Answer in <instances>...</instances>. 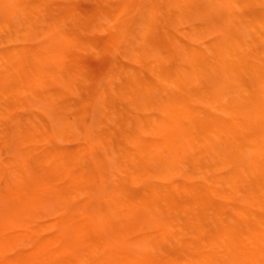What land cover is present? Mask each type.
Wrapping results in <instances>:
<instances>
[{"label": "bare ground", "instance_id": "bare-ground-1", "mask_svg": "<svg viewBox=\"0 0 264 264\" xmlns=\"http://www.w3.org/2000/svg\"><path fill=\"white\" fill-rule=\"evenodd\" d=\"M0 264H264V0H0Z\"/></svg>", "mask_w": 264, "mask_h": 264}, {"label": "rangeland", "instance_id": "rangeland-1", "mask_svg": "<svg viewBox=\"0 0 264 264\" xmlns=\"http://www.w3.org/2000/svg\"><path fill=\"white\" fill-rule=\"evenodd\" d=\"M83 94H85L84 92H81L79 95L82 96ZM82 138H85V134L83 132L80 133Z\"/></svg>", "mask_w": 264, "mask_h": 264}]
</instances>
